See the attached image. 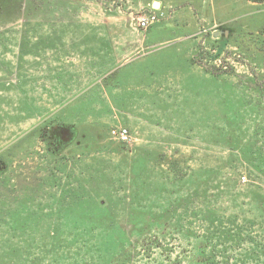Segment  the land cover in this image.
<instances>
[{"label":"rangeland","instance_id":"rangeland-1","mask_svg":"<svg viewBox=\"0 0 264 264\" xmlns=\"http://www.w3.org/2000/svg\"><path fill=\"white\" fill-rule=\"evenodd\" d=\"M262 208L264 0H0V264H264Z\"/></svg>","mask_w":264,"mask_h":264},{"label":"crops","instance_id":"crops-1","mask_svg":"<svg viewBox=\"0 0 264 264\" xmlns=\"http://www.w3.org/2000/svg\"><path fill=\"white\" fill-rule=\"evenodd\" d=\"M172 23V20H159V21H156L154 22L153 24L149 25V30L151 32H155L157 31L159 28L161 27H165V26H171L173 24ZM129 26H133L135 27L136 26V23L135 22H129ZM168 55V56H167ZM183 58H185L186 60V69L192 74L193 73V70H194V65H192L191 63V60H190V57H189V54H184ZM179 57L176 55V54H172V53H168L166 54V56H163L161 58L162 61H160V64L163 65L162 63H165V62H170L171 61V64L172 65H175V64H178L179 62ZM174 67V66H173ZM166 68V67H165ZM170 68V67H169ZM172 69V68H170ZM138 73V72H137ZM136 77V76H135ZM134 80H137V82L140 83L139 81V78H134ZM145 127V126H144ZM144 130V129H143Z\"/></svg>","mask_w":264,"mask_h":264},{"label":"built area","instance_id":"built-area-1","mask_svg":"<svg viewBox=\"0 0 264 264\" xmlns=\"http://www.w3.org/2000/svg\"><path fill=\"white\" fill-rule=\"evenodd\" d=\"M156 21H158V14L149 12L139 17L136 25L139 29L144 30ZM110 133L120 142L127 143L130 141L129 130L126 127L121 126L117 129H111Z\"/></svg>","mask_w":264,"mask_h":264},{"label":"trees","instance_id":"trees-1","mask_svg":"<svg viewBox=\"0 0 264 264\" xmlns=\"http://www.w3.org/2000/svg\"><path fill=\"white\" fill-rule=\"evenodd\" d=\"M262 212L264 213V208H262ZM205 216V219L207 220L208 218V220H209V222H212L210 219L212 218V216H211V212L209 213V212H206V214L204 215ZM207 220V221H208ZM216 229H219L218 227L216 228ZM236 229V233H237V235L239 234V230L237 229V228H235ZM220 235L222 236V237H229L231 234H229L226 230H222L221 232H220ZM251 244H252V246H253V249H254V247H256V243H255V241H254V239H252L251 240V242H250ZM205 247V246H204ZM204 247H202V249H201V255H202V258L204 259V260H211V259H213V257L216 255V254H218V253H221L220 251H218L217 250V248H216V245H214V244H208L207 245V249H205ZM255 250V249H254ZM264 251V250H263ZM193 263H196V264H199L200 262H195V261H192V264ZM200 264H202V263H200Z\"/></svg>","mask_w":264,"mask_h":264},{"label":"water","instance_id":"water-1","mask_svg":"<svg viewBox=\"0 0 264 264\" xmlns=\"http://www.w3.org/2000/svg\"><path fill=\"white\" fill-rule=\"evenodd\" d=\"M152 5H153V7L157 8L159 4L157 1H154Z\"/></svg>","mask_w":264,"mask_h":264}]
</instances>
